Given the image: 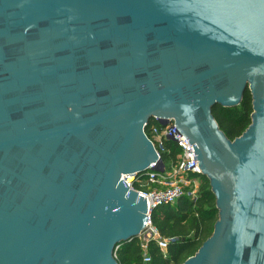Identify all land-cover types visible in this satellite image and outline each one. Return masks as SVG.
<instances>
[{
	"label": "water",
	"instance_id": "water-1",
	"mask_svg": "<svg viewBox=\"0 0 264 264\" xmlns=\"http://www.w3.org/2000/svg\"><path fill=\"white\" fill-rule=\"evenodd\" d=\"M249 90L234 141L213 109ZM194 146L219 212L184 264H264V0H0V264H119L145 232L123 177Z\"/></svg>",
	"mask_w": 264,
	"mask_h": 264
},
{
	"label": "trees",
	"instance_id": "trees-1",
	"mask_svg": "<svg viewBox=\"0 0 264 264\" xmlns=\"http://www.w3.org/2000/svg\"><path fill=\"white\" fill-rule=\"evenodd\" d=\"M253 100L249 90L246 91L242 103L235 108L216 106L213 115L220 129L234 141L251 125ZM157 124L155 120L150 125ZM149 128L146 133L150 136ZM168 150L162 156L164 162L175 161L179 150L171 141L165 142ZM200 182L198 196L192 199L183 196L175 204H162L151 212V222L162 238L170 240L166 253L157 243L150 241L147 255L150 262H145L141 238L121 243L116 251L119 264H184L194 256L208 240L219 218L216 199L211 190L209 180L201 174L196 175Z\"/></svg>",
	"mask_w": 264,
	"mask_h": 264
},
{
	"label": "built area",
	"instance_id": "built-area-1",
	"mask_svg": "<svg viewBox=\"0 0 264 264\" xmlns=\"http://www.w3.org/2000/svg\"><path fill=\"white\" fill-rule=\"evenodd\" d=\"M148 128L150 136L146 134L153 142L161 159L168 152L165 144L167 141L173 142L179 153L175 161L172 159L163 161L165 165L163 172L155 170V166H153L152 170L144 175L123 177L124 182L131 190L146 198L149 206V225L142 234L144 236L142 249L145 253L146 263L150 262V257L147 255L150 241L156 242L163 253H166L170 242V240L162 238L153 226L151 212L162 204H175L185 195L192 199L197 198L200 182L196 175L201 174L194 146L178 132L173 123L166 127L157 123L149 125ZM168 163H170L169 168L167 167Z\"/></svg>",
	"mask_w": 264,
	"mask_h": 264
},
{
	"label": "rangeland",
	"instance_id": "rangeland-1",
	"mask_svg": "<svg viewBox=\"0 0 264 264\" xmlns=\"http://www.w3.org/2000/svg\"><path fill=\"white\" fill-rule=\"evenodd\" d=\"M167 167H168V168L170 167V163H168ZM140 238H141V240H143V239H144V236L141 235Z\"/></svg>",
	"mask_w": 264,
	"mask_h": 264
}]
</instances>
